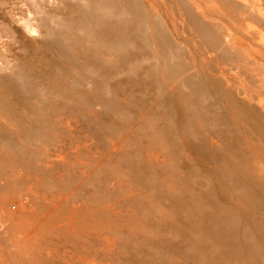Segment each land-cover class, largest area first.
I'll list each match as a JSON object with an SVG mask.
<instances>
[{
    "label": "rangeland",
    "instance_id": "1",
    "mask_svg": "<svg viewBox=\"0 0 264 264\" xmlns=\"http://www.w3.org/2000/svg\"><path fill=\"white\" fill-rule=\"evenodd\" d=\"M183 1L0 0V201L39 225L10 264H264L259 40Z\"/></svg>",
    "mask_w": 264,
    "mask_h": 264
},
{
    "label": "bare ground",
    "instance_id": "2",
    "mask_svg": "<svg viewBox=\"0 0 264 264\" xmlns=\"http://www.w3.org/2000/svg\"><path fill=\"white\" fill-rule=\"evenodd\" d=\"M165 1V0H164ZM248 2V0H246ZM246 1L244 0H229V4L231 6H234L239 9V12L241 13L240 22L236 24L233 27L226 28V33L223 35V41L220 43L219 40H216V43L219 42L220 48L225 50L228 47L233 48L235 50L243 51L242 53L246 54L247 56H250L251 51L258 54L260 50V59L264 62V5L260 4V7L257 8V0L256 6L251 5L249 6ZM254 1V0H253ZM144 2V1H143ZM159 3H162V1ZM164 4V3H163ZM189 0H185L182 2V5L184 6L185 14L189 17L191 20H195L194 15L191 14V12L188 9ZM213 4V3H212ZM173 5V4H172ZM197 7V6H195ZM197 10V8H196ZM159 11V10H158ZM92 13V12H91ZM159 13V12H158ZM148 14V13H147ZM160 14V13H159ZM85 15V14H84ZM202 15V14H201ZM204 15V14H203ZM91 16V15H90ZM249 18H257L262 25L261 29H244L243 23L249 19ZM84 19V18H83ZM120 19V18H119ZM124 21V20H123ZM167 21V20H166ZM184 21V20H183ZM210 21V20H209ZM212 21V20H211ZM210 21V22H211ZM230 21V20H229ZM244 21V22H243ZM171 22V21H170ZM180 21H178L179 23ZM213 22V21H212ZM101 23V22H100ZM128 23V22H127ZM214 23V22H213ZM228 23V22H227ZM170 24V23H169ZM189 24V23H188ZM192 24V23H191ZM224 24V21H223ZM222 24V25H223ZM151 25V24H150ZM168 25V24H167ZM228 25V24H227ZM169 27V25H168ZM171 27V26H170ZM169 27V28H170ZM80 28V27H79ZM120 28V27H119ZM118 28V29H119ZM168 28V29H169ZM154 29V28H153ZM204 30V29H203ZM212 31V30H211ZM214 31V30H213ZM220 31V30H219ZM36 32V31H35ZM180 33V32H179ZM219 33V32H218ZM181 35V34H180ZM185 35V34H183ZM209 35V33H208ZM180 37V36H179ZM182 37V36H181ZM180 37V39H181ZM184 38V37H183ZM182 38V39H183ZM246 39H252L256 40L258 39L259 42H257V46L260 48L259 50L257 48H252L250 45L247 48L240 47V45H243L244 41ZM178 41V40H177ZM181 42V41H180ZM246 42V41H245ZM248 43V42H246ZM103 46V45H102ZM101 47V46H100ZM123 49V48H122ZM68 50V49H67ZM209 55V54H208ZM234 55V54H233ZM204 58V57H203ZM214 56L209 57V62H213ZM206 63V61H203ZM108 63V62H107ZM122 63V62H121ZM218 64V63H217ZM219 65V64H218ZM103 66V65H102ZM101 66V67H102ZM263 67V66H262ZM105 68V67H104ZM221 76L224 78V82L229 85V82L231 81L230 75L227 74V71L225 68H221L220 71ZM240 75V74H239ZM252 75V73H251ZM186 76V75H185ZM235 77V76H234ZM127 79V78H126ZM125 81V80H124ZM260 93L259 91L255 89H246L244 86L241 85V87H236L233 85V87L237 88L238 93L243 94V100L252 106H257L255 104V99H259L260 106H257L260 108V118L264 119V74L260 77ZM74 85V84H73ZM228 87V86H227ZM225 87V88H227ZM224 88V89H225ZM245 88V89H244ZM250 90V91H249ZM254 103V104H252ZM257 103V102H256ZM239 105V104H238ZM70 122V121H69ZM245 123V122H244ZM39 125V124H37ZM51 125V123H50ZM53 125V124H52ZM242 125V124H241ZM234 126V125H233ZM45 128V127H44ZM168 128V127H167ZM169 129V128H168ZM244 131V130H243ZM19 132V131H18ZM8 139V138H7ZM27 139V138H26ZM211 143V142H210ZM209 143V144H210ZM251 145V144H250ZM48 150V149H47ZM6 155H4L5 157ZM63 157V156H60ZM38 160V159H37ZM57 160V159H56ZM55 160V161H56ZM60 160V159H59ZM65 160V159H64ZM58 161V160H57ZM66 161V160H65ZM85 179V178H84ZM38 181V180H37ZM28 199V198H27ZM54 200V199H53ZM8 201H0V217L2 218L3 222L0 226V236L6 235L5 237L9 238L11 237V241H9L8 246L5 248H0V264H10L9 262L14 259L15 257L21 256L24 253L25 246L31 242L35 237L39 229V225L35 223L34 219L32 218L30 221H25L21 223V225L17 224V219L13 217L11 214L6 213L4 210V205H7ZM27 202V201H26ZM59 206V205H58ZM16 207V206H15ZM57 207V205H56ZM76 207V206H75ZM78 208V207H77ZM20 210L23 212L24 208L21 207ZM73 212V210H71ZM63 212V211H62ZM50 213V212H49ZM69 214V213H68ZM86 214V213H85ZM47 216V215H46ZM65 218V217H63ZM92 218V217H90ZM81 219V218H80ZM60 220V219H59ZM74 221V220H73ZM89 221V220H87ZM60 222V221H59ZM70 222V221H69ZM95 222V221H94ZM36 224V225H35ZM72 225V223H70ZM83 224V223H82ZM89 225V224H88ZM61 226V225H59ZM94 228V227H93ZM98 231V230H97ZM9 233V234H8ZM65 255V254H64ZM15 256V257H14ZM10 258V259H8ZM96 263V262H95Z\"/></svg>",
    "mask_w": 264,
    "mask_h": 264
}]
</instances>
